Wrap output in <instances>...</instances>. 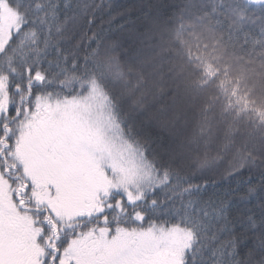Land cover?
<instances>
[{
  "label": "snow or ice",
  "instance_id": "6c2138e0",
  "mask_svg": "<svg viewBox=\"0 0 264 264\" xmlns=\"http://www.w3.org/2000/svg\"><path fill=\"white\" fill-rule=\"evenodd\" d=\"M114 10L0 0V264H264V0Z\"/></svg>",
  "mask_w": 264,
  "mask_h": 264
},
{
  "label": "trees",
  "instance_id": "16d2710c",
  "mask_svg": "<svg viewBox=\"0 0 264 264\" xmlns=\"http://www.w3.org/2000/svg\"><path fill=\"white\" fill-rule=\"evenodd\" d=\"M107 2V0H106ZM111 3L114 6V11L112 12L113 16H116L118 12H124L125 10H133L135 9V5L138 3V0H111ZM107 19V17H105ZM120 23L117 18V24ZM114 28L116 25L113 26Z\"/></svg>",
  "mask_w": 264,
  "mask_h": 264
}]
</instances>
